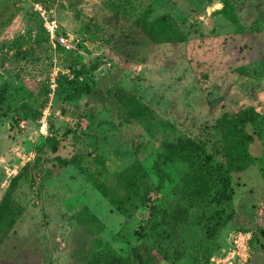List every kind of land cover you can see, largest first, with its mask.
<instances>
[{
	"label": "rangeland",
	"instance_id": "374dc122",
	"mask_svg": "<svg viewBox=\"0 0 264 264\" xmlns=\"http://www.w3.org/2000/svg\"><path fill=\"white\" fill-rule=\"evenodd\" d=\"M36 1L58 33L72 36L71 50L54 44ZM233 1L239 26L222 0H0V205L22 173L12 194L17 220L0 232V264H88L95 238L131 254L148 208L118 212L96 181L114 187L140 162L152 187L173 195V167L163 163L161 175L157 166L165 144L193 137L211 148L218 117H238L251 105L260 111L247 126L254 163L230 173L231 199L197 208L173 244L197 251L195 264H264V0ZM163 18L187 40L155 41L144 26ZM73 66L83 67L78 81L67 74ZM50 136L59 139L57 151ZM75 153L87 173L55 158ZM87 210L105 224L102 233L85 230ZM202 212L225 221L210 243ZM186 257L175 264H191Z\"/></svg>",
	"mask_w": 264,
	"mask_h": 264
},
{
	"label": "trees",
	"instance_id": "16d2710c",
	"mask_svg": "<svg viewBox=\"0 0 264 264\" xmlns=\"http://www.w3.org/2000/svg\"><path fill=\"white\" fill-rule=\"evenodd\" d=\"M222 1L226 14H229L233 22L238 25L239 18L234 12V1ZM144 28L155 41L187 40L186 35L166 18L159 19L149 26L145 25ZM70 70L78 81L83 73V67L77 69L73 66ZM69 82L76 83V81ZM134 111L138 115L144 113L141 109ZM259 116L260 111L252 105L238 117L228 113L222 114L216 123L220 132L219 139L211 148L206 140L200 141L193 137H181L176 142H167L165 151L158 154L157 166L161 175L163 163L168 162L173 167L178 178L173 195L164 196L158 187H152L148 171L140 162L129 165L118 174L113 182L114 187L109 188V185L96 181L100 191L107 196L118 212L127 214L132 207L144 205L148 208V216L146 225H142L141 229L143 239L133 248L131 254L123 255L111 244L95 238L88 264H161V261L175 264L184 256H187L186 260L191 258V264H195L197 251L188 255V250L182 246L181 241H176L175 244L173 241L187 225L194 223L193 212L197 208H202L212 199L217 200L218 203L231 199L230 173L245 171L254 163L255 157L250 150L254 136L247 126L255 123ZM58 140L55 136L46 138L52 151H57ZM217 154H220L221 158H218ZM55 158L62 166L78 164L79 169L88 172L81 166V157L78 153L70 158L60 155H56ZM21 174L14 176L11 188L4 195L0 205V232L3 237L10 232V227L16 222L19 214V210L13 205L12 194ZM213 189L214 195H212ZM80 219L85 225V230L92 236L102 233L105 229L102 220L89 210L82 212ZM200 221L206 224V236L203 242L209 243L220 226L225 223V221L211 222L212 219L203 212ZM203 242L199 245L201 249L204 248ZM211 254L209 247V251L205 253L206 258L209 259Z\"/></svg>",
	"mask_w": 264,
	"mask_h": 264
},
{
	"label": "built area",
	"instance_id": "2783aa9c",
	"mask_svg": "<svg viewBox=\"0 0 264 264\" xmlns=\"http://www.w3.org/2000/svg\"><path fill=\"white\" fill-rule=\"evenodd\" d=\"M34 9L38 12V14H40V16H42V20H44V26L47 30V32L50 34V36L53 38L54 40V44L56 46H60L62 48H64L65 50H71V48L73 47V38L71 35L69 34H64V33H58L57 29H58V24H57V20L55 18H51L50 16V11L45 7V5L39 1H36V3H34ZM67 74L70 77H74V73H72L71 71H67ZM57 72L55 74L52 75L50 82H51V86H56L57 85ZM42 121V126L43 128L41 129V132H44L46 128H48V124H47V119L46 116L42 117L41 119Z\"/></svg>",
	"mask_w": 264,
	"mask_h": 264
},
{
	"label": "water",
	"instance_id": "95a60500",
	"mask_svg": "<svg viewBox=\"0 0 264 264\" xmlns=\"http://www.w3.org/2000/svg\"><path fill=\"white\" fill-rule=\"evenodd\" d=\"M11 156H12L11 154H8L6 159L7 160L11 159Z\"/></svg>",
	"mask_w": 264,
	"mask_h": 264
}]
</instances>
